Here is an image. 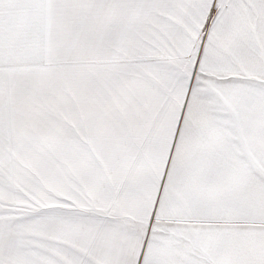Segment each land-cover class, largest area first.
<instances>
[{
	"label": "snow or ice",
	"instance_id": "1",
	"mask_svg": "<svg viewBox=\"0 0 264 264\" xmlns=\"http://www.w3.org/2000/svg\"><path fill=\"white\" fill-rule=\"evenodd\" d=\"M0 264H264V0H0Z\"/></svg>",
	"mask_w": 264,
	"mask_h": 264
}]
</instances>
